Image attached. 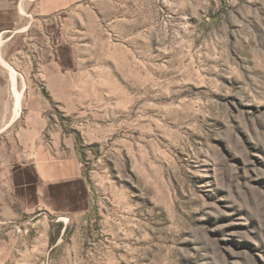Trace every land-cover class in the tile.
<instances>
[{
	"label": "rangeland",
	"instance_id": "374dc122",
	"mask_svg": "<svg viewBox=\"0 0 264 264\" xmlns=\"http://www.w3.org/2000/svg\"><path fill=\"white\" fill-rule=\"evenodd\" d=\"M6 29L0 264H264V0H19Z\"/></svg>",
	"mask_w": 264,
	"mask_h": 264
},
{
	"label": "crops",
	"instance_id": "0c3cea01",
	"mask_svg": "<svg viewBox=\"0 0 264 264\" xmlns=\"http://www.w3.org/2000/svg\"><path fill=\"white\" fill-rule=\"evenodd\" d=\"M18 5L19 0H0V36L4 32H7L6 28L16 21ZM4 16H8L9 18L4 19ZM0 87H6V79L2 83L0 82Z\"/></svg>",
	"mask_w": 264,
	"mask_h": 264
},
{
	"label": "bare ground",
	"instance_id": "6f19581e",
	"mask_svg": "<svg viewBox=\"0 0 264 264\" xmlns=\"http://www.w3.org/2000/svg\"><path fill=\"white\" fill-rule=\"evenodd\" d=\"M0 64H1V66L3 68L8 69V70L11 71V78H10V81H11V89H12V92H13L12 94H13L14 101H15L14 103H15L16 107H18V102L20 100L21 94L23 93V91L22 92L21 91L20 92H17V86H18L17 75L18 74L8 64H6L4 61H1V59H0Z\"/></svg>",
	"mask_w": 264,
	"mask_h": 264
}]
</instances>
